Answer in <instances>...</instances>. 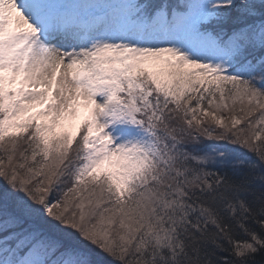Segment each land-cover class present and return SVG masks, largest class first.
Listing matches in <instances>:
<instances>
[{
  "label": "snow or ice",
  "instance_id": "6c2138e0",
  "mask_svg": "<svg viewBox=\"0 0 264 264\" xmlns=\"http://www.w3.org/2000/svg\"><path fill=\"white\" fill-rule=\"evenodd\" d=\"M0 264H264V0H0Z\"/></svg>",
  "mask_w": 264,
  "mask_h": 264
}]
</instances>
